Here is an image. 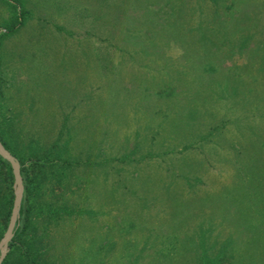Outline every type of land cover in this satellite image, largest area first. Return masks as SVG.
I'll return each instance as SVG.
<instances>
[{
    "label": "rangeland",
    "instance_id": "374dc122",
    "mask_svg": "<svg viewBox=\"0 0 264 264\" xmlns=\"http://www.w3.org/2000/svg\"><path fill=\"white\" fill-rule=\"evenodd\" d=\"M0 33L39 264H264V0H0Z\"/></svg>",
    "mask_w": 264,
    "mask_h": 264
},
{
    "label": "trees",
    "instance_id": "16d2710c",
    "mask_svg": "<svg viewBox=\"0 0 264 264\" xmlns=\"http://www.w3.org/2000/svg\"><path fill=\"white\" fill-rule=\"evenodd\" d=\"M19 20L12 19L9 27H4L5 31L8 32L16 28ZM0 33V34H1ZM7 131L4 128V121L0 119V140L4 146L15 156L20 162V171L23 179V196L21 200V206L19 211V218L14 229V234L9 241V251L1 264H39L37 251L33 246V243L28 239V230L33 225V212L40 208V201L34 202V190L39 189L41 182L46 176L47 169L52 167L54 164L49 159L48 155L45 154L40 158H33L26 161L18 155L17 150L10 144L7 139ZM2 169H4L2 171ZM4 173L5 186L0 193L2 201V213H0V237L6 228L10 211L13 203V189L11 184L13 182V173L11 165L8 160L0 155V174ZM39 194V193H38ZM4 209V210H3ZM20 261V263L18 262ZM17 261V262H16ZM200 261L205 264H218L219 262L207 258V254H202Z\"/></svg>",
    "mask_w": 264,
    "mask_h": 264
},
{
    "label": "water",
    "instance_id": "95a60500",
    "mask_svg": "<svg viewBox=\"0 0 264 264\" xmlns=\"http://www.w3.org/2000/svg\"><path fill=\"white\" fill-rule=\"evenodd\" d=\"M0 155L9 161L13 173V203L10 211L9 219L7 222L6 229L0 238V264L8 250L9 241L11 240L14 229L17 224V220L19 217V211L21 206V200L23 196V179L20 171V162L18 159L4 146V144L0 140Z\"/></svg>",
    "mask_w": 264,
    "mask_h": 264
},
{
    "label": "built area",
    "instance_id": "2783aa9c",
    "mask_svg": "<svg viewBox=\"0 0 264 264\" xmlns=\"http://www.w3.org/2000/svg\"><path fill=\"white\" fill-rule=\"evenodd\" d=\"M1 31H5V29H4V28H2V29H1Z\"/></svg>",
    "mask_w": 264,
    "mask_h": 264
}]
</instances>
